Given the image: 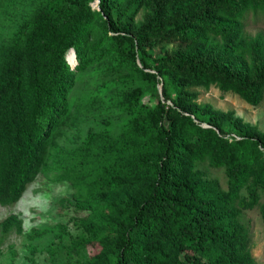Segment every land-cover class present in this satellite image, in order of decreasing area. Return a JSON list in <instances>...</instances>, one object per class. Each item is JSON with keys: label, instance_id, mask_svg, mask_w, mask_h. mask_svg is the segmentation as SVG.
<instances>
[{"label": "trees", "instance_id": "16d2710c", "mask_svg": "<svg viewBox=\"0 0 264 264\" xmlns=\"http://www.w3.org/2000/svg\"><path fill=\"white\" fill-rule=\"evenodd\" d=\"M258 12L264 0H40L0 43V204L36 178L78 75L114 57L138 82L119 102L129 138L111 142L120 162L109 154L86 184L77 206L88 217L69 255L77 264H258L241 215L257 206L264 224V132L197 102L211 87L252 107L263 100L264 37L245 33ZM200 167L223 169L225 189ZM93 243L100 251L87 256Z\"/></svg>", "mask_w": 264, "mask_h": 264}, {"label": "rangeland", "instance_id": "374dc122", "mask_svg": "<svg viewBox=\"0 0 264 264\" xmlns=\"http://www.w3.org/2000/svg\"><path fill=\"white\" fill-rule=\"evenodd\" d=\"M39 1L0 0V43L17 35ZM92 7L97 9V1ZM142 15L140 12L136 21H141ZM245 33L264 37V12L248 16ZM67 62L74 67L72 51ZM129 80L128 70L120 67L114 57L105 58L78 75L69 94V111L47 145L36 178L17 202L0 204V224L11 216L21 221L19 227L12 226L6 231L0 226V264H77L79 257L69 255L70 244L81 234V223L88 217V211L79 209L77 203L100 161L109 154L116 157V162L121 160L117 142L112 147L111 142L129 138L126 130L129 117L121 113L119 106L123 93L138 84L133 80V85ZM198 93V103L231 111L235 117L264 132V98L252 107L238 96L222 93L215 87L206 91L198 89ZM152 100L148 94L142 96L145 104ZM200 169L225 189L223 169ZM263 201L264 193L260 203ZM241 221L249 231L252 257L258 264H264V224L258 207L243 210ZM85 251L87 256H93L100 246L89 244Z\"/></svg>", "mask_w": 264, "mask_h": 264}, {"label": "water", "instance_id": "95a60500", "mask_svg": "<svg viewBox=\"0 0 264 264\" xmlns=\"http://www.w3.org/2000/svg\"><path fill=\"white\" fill-rule=\"evenodd\" d=\"M98 2V1H97ZM159 93H161V87L159 88Z\"/></svg>", "mask_w": 264, "mask_h": 264}]
</instances>
